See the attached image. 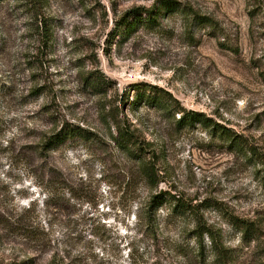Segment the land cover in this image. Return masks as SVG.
<instances>
[{"label":"rangeland","instance_id":"rangeland-1","mask_svg":"<svg viewBox=\"0 0 264 264\" xmlns=\"http://www.w3.org/2000/svg\"><path fill=\"white\" fill-rule=\"evenodd\" d=\"M161 1L0 0V264H213L198 228L229 264H264V167L178 123L200 112L264 156V0H174L211 22L162 11L125 35Z\"/></svg>","mask_w":264,"mask_h":264},{"label":"trees","instance_id":"trees-1","mask_svg":"<svg viewBox=\"0 0 264 264\" xmlns=\"http://www.w3.org/2000/svg\"><path fill=\"white\" fill-rule=\"evenodd\" d=\"M162 11H166L169 13L183 12L189 16H192L195 24L197 25H207L209 22H211L209 18L199 16L194 10L189 11L186 9H182L181 4H179L177 1L162 0L160 7H154L152 9H145L140 7L128 12L123 18V22L121 24L125 25L126 27L124 32L125 35L131 33L135 29L137 23H157V18L160 16ZM131 16H133L135 20L133 22H128L129 17ZM98 85L100 86L103 84L99 82ZM151 100L154 102L156 98H151V96H149L147 101L149 102ZM175 112L177 113V110ZM178 123L180 126L194 125L195 123H199L205 126L206 128L210 129L212 133H218L219 136L228 143L229 147H233L235 149L239 148L240 151H245V153L250 154L256 162L261 163V165L264 167V156L262 154H259L256 148L249 147L242 136L235 134L231 129L215 122L212 118L207 117L200 112L183 110V115L179 118ZM62 135L63 131L49 136V138L45 142V148L50 149L53 146L62 143L64 141V137H62ZM119 140L123 143H127V145L129 144V146H131L132 144L135 145L134 143H137L134 141V134L127 130H122ZM129 146L127 147L129 153L132 154V156L139 158L140 162L142 163L140 167L141 176H143V179L147 180L150 186H155L157 183V177L155 174L154 165H146L142 160V155L144 152H147V150L141 147L139 144V148L136 152H134L133 150L129 149ZM245 147L247 148L245 149ZM165 195V193L161 192L159 194L150 196L148 201H146L145 205L141 208V211H143L145 217L146 225L151 231H154L156 225V212L166 201ZM178 202L179 201L175 202V206L178 204ZM245 225H247V223ZM246 228V230L249 231V227L247 226ZM198 229L199 230L195 232L194 236L197 241L196 259L199 261V263H204L211 257V261L213 264H229L233 260L231 250L227 249L220 242H217L216 238L209 232V230H201L200 228ZM206 233H208L210 237V256L204 244V236Z\"/></svg>","mask_w":264,"mask_h":264}]
</instances>
